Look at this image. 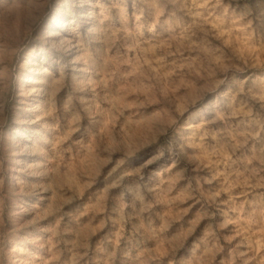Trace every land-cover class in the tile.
<instances>
[{"label":"rangeland","instance_id":"1","mask_svg":"<svg viewBox=\"0 0 264 264\" xmlns=\"http://www.w3.org/2000/svg\"><path fill=\"white\" fill-rule=\"evenodd\" d=\"M0 264H264V0H0Z\"/></svg>","mask_w":264,"mask_h":264}]
</instances>
